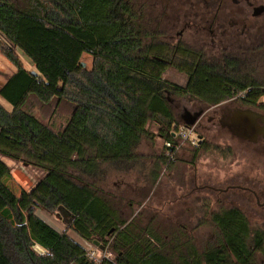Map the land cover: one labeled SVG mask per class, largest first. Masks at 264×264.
I'll use <instances>...</instances> for the list:
<instances>
[{
    "label": "trees",
    "instance_id": "16d2710c",
    "mask_svg": "<svg viewBox=\"0 0 264 264\" xmlns=\"http://www.w3.org/2000/svg\"><path fill=\"white\" fill-rule=\"evenodd\" d=\"M71 2L68 9L66 0H29L24 7L0 0V51L16 66L0 86L13 105L9 112L0 104V155L45 172L32 189L17 194L8 185L10 167L0 158V264H257L264 233L251 229L236 208L212 215L220 232L217 246L200 253L191 242L176 240L169 254L158 232L123 219L100 194L108 174L138 162L141 140L154 138L151 121L158 135L175 141L176 120L164 97L174 84L163 77L159 52L142 48L137 28L118 17L115 3ZM18 51L31 62L28 68ZM85 54L92 56L91 70L82 62ZM195 86L180 89L217 103L233 96L239 84L209 80L197 91ZM65 115V126L56 130L54 121ZM173 152L159 157L153 181ZM61 206L71 215L62 232L37 213ZM69 230L106 255L91 257Z\"/></svg>",
    "mask_w": 264,
    "mask_h": 264
},
{
    "label": "flooded vegetation",
    "instance_id": "af4514ba",
    "mask_svg": "<svg viewBox=\"0 0 264 264\" xmlns=\"http://www.w3.org/2000/svg\"><path fill=\"white\" fill-rule=\"evenodd\" d=\"M71 1L66 0L68 9ZM93 1L101 4V0ZM110 1L117 5L118 17L127 19L132 29L137 28L142 48L153 47L159 52L155 58L166 66L163 77L174 84L164 91V97L176 120L172 131L175 141L159 135L164 138L168 154L174 151L170 160L176 156L178 140H183L177 135L181 128L189 129L191 135L196 136L189 140L192 148L185 149L186 157L179 161L180 165H189V169L177 170V185L182 189L189 186L185 197L199 192L203 197L198 201L204 203L210 198L217 206L229 205L211 210L210 219L216 227L212 219L214 213L236 208L245 216L250 228L254 223V227L264 233V0ZM97 9L100 11L101 6ZM171 69L176 76L183 75L184 84L167 77ZM209 80L229 81L239 87L234 89L233 96L217 103L180 89L192 82L197 91L203 81ZM220 96V92L215 95ZM184 98L188 103L196 101L195 105L179 104L177 100ZM172 108L178 111L182 123L178 122ZM189 114L197 118L188 128ZM223 131L241 142L238 148L241 156L236 155L232 144L216 141L222 138ZM207 152L211 153L213 165L219 161L234 165V161L227 159L246 160L247 165H241V160L236 162L240 169L233 173L203 174L198 161ZM257 162L262 172L255 175L252 163ZM217 170L221 171L219 167ZM181 204H184L183 199ZM180 226L187 227L186 224ZM218 240L219 237L211 246H217Z\"/></svg>",
    "mask_w": 264,
    "mask_h": 264
},
{
    "label": "rangeland",
    "instance_id": "374dc122",
    "mask_svg": "<svg viewBox=\"0 0 264 264\" xmlns=\"http://www.w3.org/2000/svg\"><path fill=\"white\" fill-rule=\"evenodd\" d=\"M11 1L18 6L24 7L29 0ZM18 53L24 58V64L28 68L31 64L29 59L24 56L22 52L18 51ZM82 62L88 70H91L92 56L85 54L82 57ZM15 71L16 66L0 51V86L5 83L4 79L8 74H12ZM167 77L175 79L181 84L185 82L183 75L176 76L174 69H171L167 73ZM177 101H179V104L187 107H189V105H195L196 102L192 101V103H188L189 100L187 98ZM0 104L9 112L13 110V105L1 95ZM173 111L178 122L182 123L178 111L174 109ZM36 115L44 123H47V118L44 117L41 112L36 111ZM66 121L67 115L63 117L58 116L54 121L53 127L56 130L61 129L65 126ZM148 130L150 135H154V138L149 137L141 140L137 149V154L139 156L138 162H134L129 168L122 169L119 172L111 171L112 173L108 174L107 182L102 186L100 194L112 207L119 211L123 219L133 221L138 227H150L158 232L167 246L164 247L166 253L172 254L173 244L178 241L191 242L197 251L201 253L208 246H211V244H213L212 242L220 236L218 227H216L210 219L211 210H219L221 207L227 208L229 205L217 206L210 198L207 200L205 199L204 203L202 200L198 201L197 199L203 197L199 192L192 193L188 197H185L186 193L190 190L189 186L182 189L176 183L177 170L186 171L189 169V165H180L179 161H181L183 157H186L184 156L186 152L185 149L190 151L192 148L189 140L196 137L194 133L192 135L190 134V138L187 139V141L178 140L180 146L176 152V156H174V160H170V158L166 159V163L162 164L159 170V177L156 181H153L152 170L154 169V165L157 161L160 162L159 157L161 155H167L168 151L165 148L164 138L158 135V126L154 121L149 123ZM216 141L232 144V147L237 151L236 155L241 156L238 150L241 142L237 139H232L227 131H223L222 138ZM210 154V152L203 154L198 161V165L203 174H208L209 172L210 175L214 173L223 174L225 171L233 173L240 169V166H236V162L242 159H227L228 162L234 161V165H230L226 162L222 164V161H219V164L213 165ZM0 158L10 167L11 177L8 181V185L17 194H20L23 189H32L45 175L43 170L33 165L25 164L26 162L13 160L3 155H0ZM242 161L243 164L241 165L245 167V165H247L246 160ZM256 164H258V162L252 163V171L255 175L262 172ZM218 167L221 171L217 170ZM182 199L184 204H181ZM37 213L50 224L55 227L57 225L60 230H66L67 225L71 222L70 213L62 206L55 212L38 208ZM185 216L187 220H184ZM180 224H186L187 227H181ZM250 225L252 229H256L254 223ZM69 232L70 235L79 237L73 230H69L68 233ZM88 244L89 248L85 247L88 252L95 249L97 255H106L107 251L103 250L100 246L92 242H88ZM263 254V252L256 253L257 264H264ZM108 255L113 256L112 253Z\"/></svg>",
    "mask_w": 264,
    "mask_h": 264
},
{
    "label": "built area",
    "instance_id": "2783aa9c",
    "mask_svg": "<svg viewBox=\"0 0 264 264\" xmlns=\"http://www.w3.org/2000/svg\"><path fill=\"white\" fill-rule=\"evenodd\" d=\"M190 134H191V131L189 129H186V128H181L178 131V133H177V135L179 137H181L183 140L189 139L190 138ZM194 142L195 141H193V143ZM168 145H170V144L168 143ZM35 248H36V250L40 251L41 253H44L45 252V250L42 247H40L39 245H36ZM89 255L91 257L95 258L96 260L101 259L103 256H105L103 254L102 255H97L96 252H95V249H92L91 251H89Z\"/></svg>",
    "mask_w": 264,
    "mask_h": 264
},
{
    "label": "crops",
    "instance_id": "0c3cea01",
    "mask_svg": "<svg viewBox=\"0 0 264 264\" xmlns=\"http://www.w3.org/2000/svg\"><path fill=\"white\" fill-rule=\"evenodd\" d=\"M14 73V72H13ZM12 73V74H13ZM12 74H8V76L4 79L5 80V82H6V80L12 75ZM45 220V219H44ZM48 222V221H47ZM49 223V222H48ZM50 224V223H49ZM50 225H52V224H50ZM69 225V224H68ZM68 225H67V227H68ZM54 228H56L57 230H59L60 232H62V231H64V229H59V227H57V225H56V227L54 226V225H52ZM69 235H70V232L68 233ZM73 239H75L77 242H79L82 246H84V247H86V248H89V244H88V241H86V240H84L83 238H81L80 236L79 237H74V236H72V235H70Z\"/></svg>",
    "mask_w": 264,
    "mask_h": 264
},
{
    "label": "water",
    "instance_id": "95a60500",
    "mask_svg": "<svg viewBox=\"0 0 264 264\" xmlns=\"http://www.w3.org/2000/svg\"><path fill=\"white\" fill-rule=\"evenodd\" d=\"M32 73L34 75L37 74L35 71H32ZM189 116H191V119H189V120L186 121L188 128L191 127L192 125H194V123L196 121V118H197V115H191V114H189ZM25 164H27V163H25Z\"/></svg>",
    "mask_w": 264,
    "mask_h": 264
}]
</instances>
